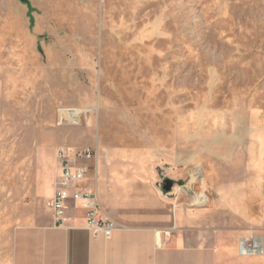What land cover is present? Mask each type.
Masks as SVG:
<instances>
[{
	"label": "rangeland",
	"instance_id": "374dc122",
	"mask_svg": "<svg viewBox=\"0 0 264 264\" xmlns=\"http://www.w3.org/2000/svg\"><path fill=\"white\" fill-rule=\"evenodd\" d=\"M28 2L0 0V259L71 145L157 164L190 218L189 264L264 237V0Z\"/></svg>",
	"mask_w": 264,
	"mask_h": 264
},
{
	"label": "crops",
	"instance_id": "0c3cea01",
	"mask_svg": "<svg viewBox=\"0 0 264 264\" xmlns=\"http://www.w3.org/2000/svg\"><path fill=\"white\" fill-rule=\"evenodd\" d=\"M79 148L56 149L47 184L34 188L37 206L30 209L22 202L20 213L7 226L0 264H189L190 218L176 206L174 209L157 188V164L110 153L108 147L97 149L87 176L74 188L96 193L101 214L117 225L112 236H94L86 229L85 208L80 201L69 200L65 222L54 224L47 201L58 173L56 153L62 149L72 154ZM194 199V203L200 201ZM222 247L219 241L211 253L198 250V264H226L222 262ZM239 249L234 250L228 264L264 262L260 256H243L240 239Z\"/></svg>",
	"mask_w": 264,
	"mask_h": 264
},
{
	"label": "built area",
	"instance_id": "2783aa9c",
	"mask_svg": "<svg viewBox=\"0 0 264 264\" xmlns=\"http://www.w3.org/2000/svg\"><path fill=\"white\" fill-rule=\"evenodd\" d=\"M79 114H74V108H57L59 124L78 123ZM96 154L97 150L89 147L79 148L72 154H67L62 149L57 150L58 173L53 195L48 199L47 205L52 211L54 224L60 226L66 220L69 200L80 201L85 208L86 229L94 236L101 235L108 239L117 228L115 221L101 214L94 191L74 188L77 181L87 176L89 162ZM245 244L250 247V240Z\"/></svg>",
	"mask_w": 264,
	"mask_h": 264
},
{
	"label": "bare ground",
	"instance_id": "6f19581e",
	"mask_svg": "<svg viewBox=\"0 0 264 264\" xmlns=\"http://www.w3.org/2000/svg\"><path fill=\"white\" fill-rule=\"evenodd\" d=\"M79 112H80L79 110L74 109V114H79ZM193 175L195 176L197 174L194 173ZM196 198L197 197H195V199ZM195 203H196V201H195ZM248 240H250V242H251L250 247H247L246 244H245V242L248 241ZM241 242H242L241 249H242V252H244V253H250V254H252V253H262V251H263V248H264V246H263V236H261L259 234H255V235H253L250 238L249 237L248 238H242Z\"/></svg>",
	"mask_w": 264,
	"mask_h": 264
},
{
	"label": "water",
	"instance_id": "95a60500",
	"mask_svg": "<svg viewBox=\"0 0 264 264\" xmlns=\"http://www.w3.org/2000/svg\"><path fill=\"white\" fill-rule=\"evenodd\" d=\"M173 186V180L169 178H165L163 182V189L169 191Z\"/></svg>",
	"mask_w": 264,
	"mask_h": 264
},
{
	"label": "trees",
	"instance_id": "16d2710c",
	"mask_svg": "<svg viewBox=\"0 0 264 264\" xmlns=\"http://www.w3.org/2000/svg\"><path fill=\"white\" fill-rule=\"evenodd\" d=\"M24 3H26L27 5H29V2H28V0H22ZM29 8H30V6H29Z\"/></svg>",
	"mask_w": 264,
	"mask_h": 264
}]
</instances>
